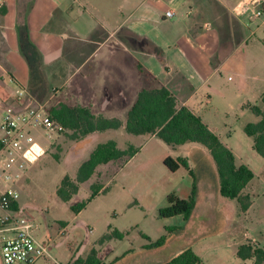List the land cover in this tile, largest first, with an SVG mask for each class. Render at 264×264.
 <instances>
[{"label":"crops","instance_id":"0c3cea01","mask_svg":"<svg viewBox=\"0 0 264 264\" xmlns=\"http://www.w3.org/2000/svg\"><path fill=\"white\" fill-rule=\"evenodd\" d=\"M243 1L0 0V112L9 107L19 112L28 110L33 106L28 100L31 96L46 107L65 103L87 107L96 118L119 120V130L82 137L84 140L76 145L73 156L86 162L100 144L108 143L98 140L103 134H129L128 114L143 90L165 87L175 97L179 109L186 107L200 117L233 152L234 146L229 143L232 137L227 136L225 141L219 135L220 129L207 120V110L219 111L215 103L226 94L222 87L224 74L243 69L249 63L258 67L257 57L251 56L252 51L248 54V49H264L260 29L249 25L244 16ZM3 7L5 13H1ZM168 11H173V18L166 17ZM238 54L241 63L235 66L233 60ZM139 66L149 78L140 72ZM20 91H27L22 100H18ZM33 133V142L25 141L23 153L27 166H32L31 172L46 153L42 135ZM247 142L254 152L252 159L261 164L264 160L254 151L253 140L248 137ZM50 146L53 144L47 148ZM129 161L127 158L126 163ZM6 162L4 159L2 169H6ZM116 162L119 160L99 166L95 175H112ZM244 164L253 171L249 164ZM22 172L17 166L7 172V177H0V195L8 188L17 190L23 182ZM103 185L100 192L106 190L107 184ZM57 191L44 199L27 190L25 200L21 192L16 204V212L34 224L35 237L50 246L49 256L36 264H72L78 258L87 259L96 249L82 240L79 226L92 232V227L81 219L85 209L74 213L71 207L78 204L72 202L75 195L64 202ZM253 209L254 201L243 214H252ZM42 218L43 223L39 222ZM176 228L181 229L182 225H170L165 232L168 235ZM177 234L163 248L178 239ZM7 235L0 232V239ZM101 241L102 248L96 250L105 264L102 249L106 244ZM219 246L217 252L225 251L223 247L232 250L236 264L250 262L240 259L237 247H230L228 240Z\"/></svg>","mask_w":264,"mask_h":264},{"label":"rangeland","instance_id":"374dc122","mask_svg":"<svg viewBox=\"0 0 264 264\" xmlns=\"http://www.w3.org/2000/svg\"><path fill=\"white\" fill-rule=\"evenodd\" d=\"M245 9L244 16L248 24L254 27L257 25L260 29L259 37L264 44V29L258 25L259 21L251 19L252 7L245 6ZM252 47L248 49V54L252 51L251 56L257 57L258 67L251 66L250 63L243 64V69L224 74L222 87L226 94L215 103L219 111L207 110V120L220 129L219 135L225 141L232 137L229 143L234 146L233 152L240 156L236 157L237 164H249L257 175L242 193L244 200L249 198L245 202L254 201L252 214H243L237 200L221 196L217 168L205 146L188 143L173 147L158 138L150 140L149 137L142 138L132 134H103L98 138L102 143L117 140V146L121 150H138L134 157L128 158L129 162L126 163V157L116 162L117 169L112 175L96 174L83 183L72 201L73 204L86 201L92 195L93 185L107 184L106 190L88 203L81 217L92 227V232L85 226H79L82 240L88 247L102 248L101 240L106 244L102 249L105 264H163L188 248L197 251L207 264H236L235 258L231 256L232 250L230 252L223 247L225 251H216L220 247L219 243L223 244L226 240L230 247L236 246L237 250L242 245L264 250V159L261 164L255 163V156L252 155L254 152L248 145V136L244 132L246 125L260 120L252 108L258 106L264 111V49L256 51ZM238 55L233 60L236 62L235 66L241 63ZM256 77L259 79L257 82ZM53 106L51 103L47 107ZM35 132L36 135H42L46 153L32 172L30 164L23 169V182L18 187L23 201L26 195L24 192L28 190L30 193V188V194L34 191L36 196L40 195L45 199L54 195L66 177L76 182L80 164L84 162L81 157L73 156L76 145L84 140L79 132L62 130L60 126L51 136L42 131ZM32 134L34 133L30 135ZM52 144L50 149L47 148ZM30 146L31 144L28 148ZM167 157L187 158L194 178L184 168L171 172L164 164ZM195 178L197 204L190 220L185 222L182 216L160 218L159 210L168 205V195L176 193L183 199L189 198ZM43 221L44 218L39 220ZM170 225H182V228L170 231L167 235L166 227ZM114 229L122 232L125 238L120 240L110 237L108 240ZM176 233L179 238L164 248H147L163 235L166 236L167 243ZM117 258L120 260L116 261ZM248 264H255V260H250Z\"/></svg>","mask_w":264,"mask_h":264},{"label":"trees","instance_id":"16d2710c","mask_svg":"<svg viewBox=\"0 0 264 264\" xmlns=\"http://www.w3.org/2000/svg\"><path fill=\"white\" fill-rule=\"evenodd\" d=\"M5 12L6 9L3 7L1 13ZM139 70L148 78L150 77L142 66H139ZM252 111L260 120L257 123L246 125L244 132L253 140L254 151L264 159V111L258 106H254ZM47 113L62 130L79 132L82 137L95 132L119 130L122 127V123L117 119L96 118L87 107L60 103L52 108H47ZM126 131L135 136H156L165 144L173 147L188 143L205 146L210 151L217 168L221 196L237 200L242 212L249 209L251 203L245 202L249 198L244 200L242 193L255 178V173L247 165L237 164L235 154L224 145L221 139L210 130L200 117L186 107L179 109L175 97L167 88L145 89L139 94L136 103L128 114ZM137 153L138 150L134 148L127 151L120 150L114 141L100 144L91 154L89 160L80 166L76 182L69 177L63 180L57 191L58 197L64 202L71 201L73 196L78 193L80 185L90 180L99 166L125 157L132 158ZM164 164L171 172H177L184 168L194 178V172L190 168L187 158L174 159L167 157ZM103 187L93 185L90 198L72 206V211L79 214L99 194ZM196 190L195 178L189 198L183 199L176 193L169 194L167 198L168 205L159 210L160 218L169 219L182 216L185 222L189 221L197 204ZM14 208H17L16 204ZM175 230H178V228ZM111 236L120 240L125 238V235L117 229L112 231ZM165 243L166 236H162L147 248H161ZM237 255L242 260L254 259L255 264H264V250L251 245L240 246ZM117 260H120V258H117ZM72 264H103V260L99 256V252L93 249L87 259L78 258ZM163 264H204V262L192 248H188L179 256Z\"/></svg>","mask_w":264,"mask_h":264},{"label":"built area","instance_id":"2783aa9c","mask_svg":"<svg viewBox=\"0 0 264 264\" xmlns=\"http://www.w3.org/2000/svg\"><path fill=\"white\" fill-rule=\"evenodd\" d=\"M243 6L252 7V20L259 21L264 29V0H244ZM173 11L166 13L173 18ZM27 91L18 92V100L27 95ZM33 104L28 110L19 112L9 107L0 112V177L8 175L11 169H24L28 162L24 159V143L33 142L30 135L35 131L53 135L59 125L53 121L44 104L38 103L28 96ZM6 162V169L1 165ZM8 172V173H7ZM21 198L20 192L8 188L0 195V232L8 233L0 239L1 264H36L50 254L49 244L39 241L35 235L34 224L15 210V204Z\"/></svg>","mask_w":264,"mask_h":264}]
</instances>
